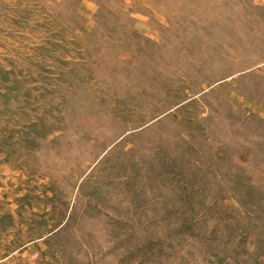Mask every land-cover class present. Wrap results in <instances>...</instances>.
<instances>
[{
	"label": "rangeland",
	"instance_id": "1",
	"mask_svg": "<svg viewBox=\"0 0 264 264\" xmlns=\"http://www.w3.org/2000/svg\"><path fill=\"white\" fill-rule=\"evenodd\" d=\"M0 264H264V0H0Z\"/></svg>",
	"mask_w": 264,
	"mask_h": 264
}]
</instances>
